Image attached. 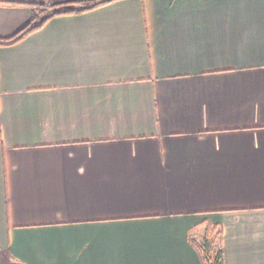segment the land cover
<instances>
[{"label":"crops","instance_id":"0c3cea01","mask_svg":"<svg viewBox=\"0 0 264 264\" xmlns=\"http://www.w3.org/2000/svg\"><path fill=\"white\" fill-rule=\"evenodd\" d=\"M42 1L0 0V38ZM204 222L264 264V0H114L0 44V264H201Z\"/></svg>","mask_w":264,"mask_h":264},{"label":"trees","instance_id":"16d2710c","mask_svg":"<svg viewBox=\"0 0 264 264\" xmlns=\"http://www.w3.org/2000/svg\"><path fill=\"white\" fill-rule=\"evenodd\" d=\"M111 1L114 0H73L64 3H54L50 0H44L42 2L30 3L31 15L26 25L10 37L0 38V44L8 45L16 42L30 32L40 28L54 17L93 10ZM204 225L205 229L202 240L198 242L192 240L191 244L196 249L201 264H223L220 240L221 229L219 226L210 225L207 222H204Z\"/></svg>","mask_w":264,"mask_h":264},{"label":"rangeland","instance_id":"374dc122","mask_svg":"<svg viewBox=\"0 0 264 264\" xmlns=\"http://www.w3.org/2000/svg\"><path fill=\"white\" fill-rule=\"evenodd\" d=\"M203 231L198 230L197 234H193V236L198 238L199 240H202Z\"/></svg>","mask_w":264,"mask_h":264}]
</instances>
